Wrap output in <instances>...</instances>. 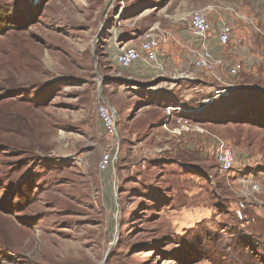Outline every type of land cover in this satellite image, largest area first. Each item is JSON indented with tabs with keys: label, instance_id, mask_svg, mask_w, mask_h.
Wrapping results in <instances>:
<instances>
[{
	"label": "rangeland",
	"instance_id": "374dc122",
	"mask_svg": "<svg viewBox=\"0 0 264 264\" xmlns=\"http://www.w3.org/2000/svg\"><path fill=\"white\" fill-rule=\"evenodd\" d=\"M263 8L264 0H0V264H262L264 94L201 109L190 101L186 139H167L166 118L164 138L144 141L157 131L148 118L160 89H176L173 71L138 84L114 59L156 28L181 36L184 71L200 75L188 13L238 26ZM103 97L132 108L115 139L96 116ZM215 137L235 154L230 173L219 170ZM109 146L113 162L100 172Z\"/></svg>",
	"mask_w": 264,
	"mask_h": 264
},
{
	"label": "crops",
	"instance_id": "0c3cea01",
	"mask_svg": "<svg viewBox=\"0 0 264 264\" xmlns=\"http://www.w3.org/2000/svg\"><path fill=\"white\" fill-rule=\"evenodd\" d=\"M264 8L260 15H253L249 18L244 19L239 23L238 26L228 21H224V18L220 16L219 19H212L211 25L213 28V36L209 40V49L215 57L221 58L225 61L227 66L232 67L233 65L239 64L240 70L237 73L236 78H231L226 69H221L220 74L226 80H234L238 82L239 90L237 93H243V96H248L251 93L264 94ZM223 24L229 25L232 28V34L230 41L227 46H221L215 35L220 30ZM234 26V27H233ZM185 35L189 36L192 41L196 44L195 49L199 46V42L195 40L190 33L188 32V27L184 32ZM174 40L168 42L162 46L163 53L159 55L160 69L166 68V70L173 71L172 81L170 85L176 89L173 92L168 88L160 89V92L164 94H157L156 100L154 103L155 112H152V117L148 118V121L152 122L150 127H153L154 130H157L153 134H149L144 138V141H150V139L155 138L156 141L160 142L164 138L162 129V123L164 119H169L170 122L168 127L174 129L178 128V123H175L179 119H185L182 117L180 112H172L170 117L166 116V109L168 107L181 108L186 107L190 101H197L200 103V99L204 96H200L199 93L203 92V89L209 88L211 91V86L213 81L211 78L201 73L196 75L194 80H184L180 76L181 73H184L186 70V56H185V43L182 42V39L176 34H171ZM177 45V46H176ZM194 49V50H195ZM115 62V60H114ZM116 64V62H115ZM117 65V64H116ZM118 66V65H117ZM122 70L128 71L127 80L138 84H146L152 80H157L159 74L156 72L160 69L149 66L144 62H136L130 68ZM155 70V71H154ZM185 70V71H184ZM206 77V78H204ZM169 81V80H168ZM175 85V86H174ZM210 93V92H209ZM207 92V94H209ZM101 103H105L110 106L115 112L117 126L116 130L119 128H124L125 130V121L127 117L132 112V108L125 107H114L106 99L101 98ZM129 108V109H128ZM157 111V112H156ZM120 112V113H119ZM121 114L123 117V123L118 125L119 118L118 115ZM138 121V120H137ZM195 125L201 126V123L194 121ZM119 127V128H118ZM146 127H149L147 124ZM117 130V131H118ZM170 133V132H169ZM196 133V132H195ZM201 134V133H200ZM168 140L177 141L179 138L183 137L186 139V133L183 131L179 136L176 134H169ZM234 154V153H233ZM235 156V154H234ZM105 172V171H104Z\"/></svg>",
	"mask_w": 264,
	"mask_h": 264
},
{
	"label": "built area",
	"instance_id": "2783aa9c",
	"mask_svg": "<svg viewBox=\"0 0 264 264\" xmlns=\"http://www.w3.org/2000/svg\"><path fill=\"white\" fill-rule=\"evenodd\" d=\"M264 14V12H263ZM188 32L199 42V47L193 50L192 67L199 72L204 73L211 78L213 85L209 94L200 99L201 108H206L215 102L227 99L239 90L237 81L226 80L221 74V69H226L231 78H236L240 70V65L236 64L232 67L227 66L221 58L215 57L209 49V40L214 35L212 25L208 19L207 12L204 9H195L188 13ZM232 34V28L223 24L215 35L217 42L221 46H227ZM174 40L171 34L162 33L156 28H150L145 31L139 40L137 46L121 48L115 56V62L123 69L130 68L136 62H144L145 64L160 69L159 55L163 53L162 46ZM180 76L184 80H194L195 76L187 72L181 73ZM198 110V109H196ZM174 111L183 112L181 108L168 107L166 116ZM96 116L100 122L102 130L107 137L115 139L117 137V120L115 112L109 105L98 103L96 105ZM178 128L172 129V133L180 135L183 131L190 130V122L186 119L177 121ZM168 123H164L163 127ZM193 131L197 133H205L201 126L194 125ZM216 162L218 163L221 173H230L234 170L235 156L233 152L227 148L225 143L216 138ZM108 148V147H107ZM110 146L101 156L98 162V170L104 172L113 162Z\"/></svg>",
	"mask_w": 264,
	"mask_h": 264
},
{
	"label": "trees",
	"instance_id": "16d2710c",
	"mask_svg": "<svg viewBox=\"0 0 264 264\" xmlns=\"http://www.w3.org/2000/svg\"><path fill=\"white\" fill-rule=\"evenodd\" d=\"M236 119H238V120H244V119H247V118H242V116H238V117H236ZM251 264H253V263H251ZM262 264H264V259L262 260Z\"/></svg>",
	"mask_w": 264,
	"mask_h": 264
}]
</instances>
